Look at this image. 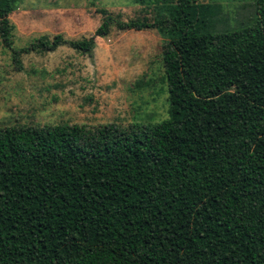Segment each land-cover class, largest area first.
Segmentation results:
<instances>
[{
	"label": "trees",
	"instance_id": "trees-1",
	"mask_svg": "<svg viewBox=\"0 0 264 264\" xmlns=\"http://www.w3.org/2000/svg\"><path fill=\"white\" fill-rule=\"evenodd\" d=\"M19 1L0 0L17 65L62 46L92 55L113 27L157 30L170 111L128 128H0V264H264V0L249 25L224 30L220 4L140 0L155 21L103 9L90 38L18 51Z\"/></svg>",
	"mask_w": 264,
	"mask_h": 264
},
{
	"label": "rangeland",
	"instance_id": "rangeland-1",
	"mask_svg": "<svg viewBox=\"0 0 264 264\" xmlns=\"http://www.w3.org/2000/svg\"><path fill=\"white\" fill-rule=\"evenodd\" d=\"M199 1L220 4V30L249 25L256 14L254 0ZM154 6L140 0H20L10 15L13 49L28 48L41 37L90 38L103 21V9L124 21H155ZM166 44L157 30L113 27L107 37L96 39L92 55L62 46L54 52H22L17 65L12 50L0 43V128L112 123L128 128L168 119Z\"/></svg>",
	"mask_w": 264,
	"mask_h": 264
}]
</instances>
